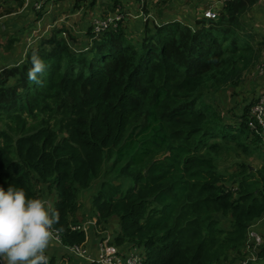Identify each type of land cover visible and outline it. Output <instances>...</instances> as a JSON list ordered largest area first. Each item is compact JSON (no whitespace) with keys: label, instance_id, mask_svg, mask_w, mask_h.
<instances>
[{"label":"trees","instance_id":"trees-1","mask_svg":"<svg viewBox=\"0 0 264 264\" xmlns=\"http://www.w3.org/2000/svg\"><path fill=\"white\" fill-rule=\"evenodd\" d=\"M253 4L231 0L190 26L144 22L137 42L120 22L89 32L85 50L59 31L29 43L21 63L0 69V188L55 196L54 229L67 245L85 242L68 226L78 223L79 191L92 188L88 220L118 218L115 245L140 247L143 264L240 257L264 215V173L240 164L229 186L215 161L232 145L258 151V139L245 115L228 124L205 95L240 83L259 60L245 20ZM33 52L45 65L39 83L28 77Z\"/></svg>","mask_w":264,"mask_h":264},{"label":"crops","instance_id":"crops-1","mask_svg":"<svg viewBox=\"0 0 264 264\" xmlns=\"http://www.w3.org/2000/svg\"><path fill=\"white\" fill-rule=\"evenodd\" d=\"M25 1L26 0H0V47H6L5 39L13 40L12 37H14L15 30H18L17 35L19 37L18 39H20L17 46L25 42L21 48L26 44L29 46V43L30 46H34L40 38L56 31H59L58 35L60 36L65 33L64 38L71 35L75 39L76 45L77 43L82 45L81 48L88 47L91 45L89 35L91 18L102 12L113 11L115 9L119 10L122 6H126L125 11H128L123 21L124 30L130 39L137 42L141 37L144 22H149L150 28L151 24H159L161 22L173 20L190 26L193 25L196 20L201 19L202 13L208 10L215 2V0H144V13L142 12V16L140 17L136 16V7L137 4L140 3V0H73V2H77V6H80V9L77 10L78 12H65V14L62 13V10L66 6L67 1L68 4H70V0H55L53 5L46 7L45 14L35 12L30 6L26 7ZM85 7L88 9L87 11L84 10ZM4 22H6L7 25H5ZM14 23H16V25H14ZM23 27L24 33L22 34L21 29ZM136 28L139 30L136 31ZM129 33H135L136 36L134 35V38H132ZM17 46L14 45V48ZM15 65H17V63ZM9 66L13 65H8L7 67ZM260 87V82H258L255 85V96L258 95ZM255 96L252 95L250 101L251 99L253 100ZM249 105L250 102L241 106L242 116L246 114ZM42 199L47 200L52 207L56 202V198L53 195L49 197L44 196ZM83 212L85 213V211L80 210V214L78 213V216L76 215L79 220V216H81ZM113 219L115 218H110L108 222L104 224V227H101L103 231L106 230V232H108L109 229L110 232L116 231V224L119 223V219L111 223ZM250 229L259 236L261 244L257 249V253H252L250 249L247 248V243H245L240 251V257L248 260V264H264V215L255 221L250 226ZM93 245H95L94 237L86 242L85 246L93 250ZM56 249L59 250V247L56 246ZM59 254H61L60 250L58 254H56L55 250H48L46 253L51 264H57L62 259ZM67 264H71V262L68 260Z\"/></svg>","mask_w":264,"mask_h":264},{"label":"rangeland","instance_id":"rangeland-1","mask_svg":"<svg viewBox=\"0 0 264 264\" xmlns=\"http://www.w3.org/2000/svg\"><path fill=\"white\" fill-rule=\"evenodd\" d=\"M88 1H90V0H88ZM143 1L144 0H140V3L137 4V7H136L137 15L136 16H138L139 13L144 11L143 10V6H144ZM53 7H51V8H53ZM86 7L84 8L85 11L88 10ZM114 8H116V7H114ZM125 8H126V6H122L121 9H119V10L115 9L113 11L110 10V11H106L104 13L102 12V13H99L97 16H105V15L117 13V14L124 16V19H123V21H124L125 16H126L125 14H126V12H128V11H125ZM79 9H80V6H77V2L75 3V2H73V0H70V4H68V1L66 2V6L63 8L62 13L65 14V12H73V11L78 12L77 10H79ZM249 9H252V10L248 14V16L245 17V20L249 24L248 31L251 33V35H254L253 45L259 49V57H260V50H261V42L260 41H261L262 36L264 35V0H256V4H253L252 6H250ZM136 16H135V18H136ZM123 21L121 23V26H123V28H124V22ZM4 23H5V25H7L6 22H4ZM14 25H16V23H14ZM19 27H21V26H19ZM8 28H11V27H8ZM16 29H18V28H16ZM23 29H24V27L21 29L22 34L24 33ZM135 30L138 31L139 29L136 28ZM17 33H18V30H15L14 35H13L14 37H12L13 40L12 39H10V40L5 39L4 40V41H6L5 42L6 47H0V69L2 67L8 66V65H15L16 63L17 64L21 63V61L24 57V54L28 49L27 44L23 48H21L22 45L25 44V42H23L22 44H20L21 43L20 42L19 43L20 45L17 46V43L20 40V39H18L19 37H18ZM129 35H131L132 38H134L135 33H129ZM68 36H71V35H68ZM14 45H16L17 47L14 48ZM74 47L80 49L82 47V45L81 44L79 45V43H77V45H74ZM252 69L253 68H251L249 71H247L245 73V75L241 79V82L234 85L235 87L229 85V86H225V87H222L219 89H212V90H209L205 95L206 102L210 103L213 106L214 110L221 116L222 120L228 124L229 123L230 124L239 123V118L242 116L241 106H243L245 103L250 102V98H252V95H254V96L256 95L255 91H254L255 85L260 81H256L257 78L252 76V72H253ZM256 91H258V90H256ZM1 130L8 131L5 124H3L2 122H0V131ZM12 130L14 131V128H12ZM251 146L257 147L258 151L257 150L255 151V149H254L253 152H250V154L247 155V154L243 153L240 149H238L237 147L235 148L232 145V146H230L229 150H227V151L223 150L220 153L219 157L216 158L215 162H216L217 171H218V173L222 174V176L225 177V183H229V186H231V184L237 183L238 177L234 178V180L231 179V180H233V182L231 181V183L229 182L230 179H228V177H230L231 175L238 174L237 172L240 170V168H239L240 164L248 165L250 167V169L252 171H254L255 173H258L259 171L264 173V155H262V156L259 155V153L264 154V147L262 146V144L258 140H255V139H252V145ZM123 184L125 186L128 185V183H125V182ZM93 191L94 190H92V188L79 191L76 203H77V206L79 208V212L81 210V211H85V213L83 212V214L81 216H79L80 220L77 217L76 221L82 223V222L87 221L88 219L91 218V214L88 210L90 209L91 196H92ZM47 197H49V196H47ZM113 218H115V217H113ZM117 219L118 218L113 219L111 221V223L117 221ZM219 220H220L219 226L221 228H223V230L229 229L228 219L224 220V219L220 218ZM99 229H102L101 225H99ZM119 229H120L119 223H117L116 224V231L114 230L113 232H110V229H109V232L113 236H115L116 234H118ZM246 243H247V241H246ZM48 250L49 251L55 250L56 254L59 253V250L56 249V246L54 245L53 242H51L50 248ZM59 255H62V253ZM60 257L61 258H68V256H63V255ZM69 258H71L69 260L71 262V264H75V261L73 260V258L72 257H69ZM240 260H244V259H242V257L235 256V253H231L230 257H228L223 262L222 261L218 262V264H234L235 262L240 261ZM77 261L80 264H84V262L82 260H77Z\"/></svg>","mask_w":264,"mask_h":264},{"label":"built area","instance_id":"built-area-1","mask_svg":"<svg viewBox=\"0 0 264 264\" xmlns=\"http://www.w3.org/2000/svg\"><path fill=\"white\" fill-rule=\"evenodd\" d=\"M55 0H26L25 6H30L35 12L45 14L46 7L53 5ZM231 0H215L212 6L202 13L201 18L214 20L218 16L220 7H223ZM138 16H142V12ZM124 19L123 15L113 13L105 16H94L90 20L89 32L93 37H98L101 34L115 29L118 24ZM65 37V33L62 34ZM262 46L260 57L253 67L252 76L260 81V89L258 95L250 101L249 109L245 114L246 127L252 138H257L264 147V35L262 37ZM87 47L84 48V50ZM70 232H81L85 235V242L83 244L67 245L63 243L61 232L54 229V245L59 247L63 256L57 264H67L68 260L72 257L75 263L77 260H82L84 264H143L144 254L143 250L139 247L123 244L122 246L115 245L113 235L108 231L106 232L99 229L95 220H87L78 222L68 226ZM94 237L93 250L88 249L85 245ZM247 248L252 253H257V249L261 244L259 236L248 229L247 232ZM61 255V256H62ZM49 264H51L49 259ZM54 264V263H52ZM234 264H248V260H240Z\"/></svg>","mask_w":264,"mask_h":264},{"label":"clouds","instance_id":"clouds-1","mask_svg":"<svg viewBox=\"0 0 264 264\" xmlns=\"http://www.w3.org/2000/svg\"><path fill=\"white\" fill-rule=\"evenodd\" d=\"M31 64L28 77L39 83L45 65L35 52ZM59 218L47 200L27 199L22 188H0V264H49L46 253Z\"/></svg>","mask_w":264,"mask_h":264}]
</instances>
